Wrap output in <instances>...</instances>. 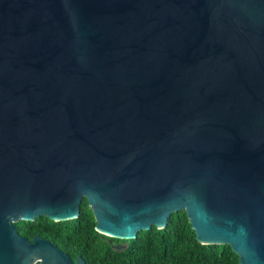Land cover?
Returning a JSON list of instances; mask_svg holds the SVG:
<instances>
[{
  "label": "water",
  "instance_id": "water-1",
  "mask_svg": "<svg viewBox=\"0 0 264 264\" xmlns=\"http://www.w3.org/2000/svg\"><path fill=\"white\" fill-rule=\"evenodd\" d=\"M83 198L264 264V0H0V264H85L15 226Z\"/></svg>",
  "mask_w": 264,
  "mask_h": 264
},
{
  "label": "trees",
  "instance_id": "trees-1",
  "mask_svg": "<svg viewBox=\"0 0 264 264\" xmlns=\"http://www.w3.org/2000/svg\"><path fill=\"white\" fill-rule=\"evenodd\" d=\"M84 206L73 222H51L40 217L34 222L20 221L17 231L29 241L36 235L50 237L54 243L62 238L71 247H79L87 264H239L229 246L198 243L184 211L171 214L164 229L151 227L133 240L109 238L115 244L111 248L104 241L108 237L94 230L93 216L86 203Z\"/></svg>",
  "mask_w": 264,
  "mask_h": 264
},
{
  "label": "flooded vegetation",
  "instance_id": "flooded-vegetation-1",
  "mask_svg": "<svg viewBox=\"0 0 264 264\" xmlns=\"http://www.w3.org/2000/svg\"><path fill=\"white\" fill-rule=\"evenodd\" d=\"M87 204V209L88 210H90V208L88 207V203H87V201H86V199L85 198H83L82 200H81V202H80V212H79V216L77 217V219L80 217V215H81V210H82V208L84 207L85 208V206H84V204ZM90 212H91V215L93 216V214H92V211L90 210ZM38 218H40V217H38ZM37 218V219H38ZM37 219H35V220H37ZM93 219H94V217H93ZM34 220V221H35ZM34 221H32V222H34ZM18 223H20V221L19 222H17L16 224H15V226L17 227V224ZM96 224V223H95ZM17 230H18V227H17ZM94 230H95V227H94ZM98 233V232H97ZM99 235H101V236H105V235H102V234H100V233H98ZM49 235V234H48ZM37 236V235H36ZM40 237V236H39ZM47 237V236H46ZM94 237V239L91 241V243H92V246H94L95 245V242H96V238H95V236H93ZM106 237H108V236H106ZM42 238V237H41ZM110 237H108V238H105L104 239V241L106 242V244L107 245H109L111 248L112 247H115V244L112 242V240L111 239H109ZM43 239H45V240H47V241H49L50 243H52L54 246H56L58 249H60L62 252H64L65 254H67L69 257H70V259H71V261H73V262H75L76 261V259H77V257L80 255L83 259H84V261H85V264H87L86 263V260H85V257L84 256H82L81 254H80V249H79V247H77V246H75V247H71L70 246V244H67L68 242L66 241V240H63L62 238H59L58 239V241H56V243H54V242H52L50 239H52V238H50V237H47V238H43ZM80 242H81V240L78 242L79 244H80ZM118 247V246H117ZM75 255V257L72 259L71 257H72V255Z\"/></svg>",
  "mask_w": 264,
  "mask_h": 264
}]
</instances>
